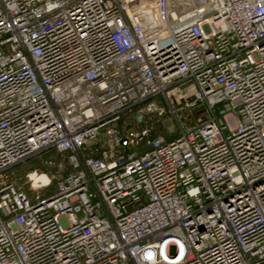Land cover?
Returning a JSON list of instances; mask_svg holds the SVG:
<instances>
[{
  "label": "built area",
  "instance_id": "2783aa9c",
  "mask_svg": "<svg viewBox=\"0 0 264 264\" xmlns=\"http://www.w3.org/2000/svg\"><path fill=\"white\" fill-rule=\"evenodd\" d=\"M0 264H264V0H0Z\"/></svg>",
  "mask_w": 264,
  "mask_h": 264
},
{
  "label": "rangeland",
  "instance_id": "374dc122",
  "mask_svg": "<svg viewBox=\"0 0 264 264\" xmlns=\"http://www.w3.org/2000/svg\"><path fill=\"white\" fill-rule=\"evenodd\" d=\"M35 169L42 170L43 172L46 171L45 166H43L42 164V160L40 161L39 158L24 163L16 170L17 183L20 186H22L28 193H31L32 190H30V185L27 182V176L30 174V172H32ZM54 190L55 189L48 190L46 194L51 195L54 192Z\"/></svg>",
  "mask_w": 264,
  "mask_h": 264
},
{
  "label": "bare ground",
  "instance_id": "6f19581e",
  "mask_svg": "<svg viewBox=\"0 0 264 264\" xmlns=\"http://www.w3.org/2000/svg\"><path fill=\"white\" fill-rule=\"evenodd\" d=\"M33 179H35L39 183H42V186H46L49 184V179L45 175H41L40 177L33 176Z\"/></svg>",
  "mask_w": 264,
  "mask_h": 264
}]
</instances>
